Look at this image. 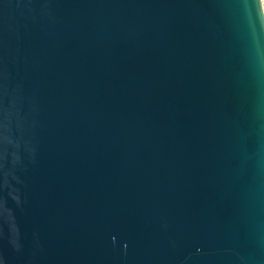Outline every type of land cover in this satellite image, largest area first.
Returning a JSON list of instances; mask_svg holds the SVG:
<instances>
[{
    "label": "water",
    "instance_id": "water-1",
    "mask_svg": "<svg viewBox=\"0 0 264 264\" xmlns=\"http://www.w3.org/2000/svg\"><path fill=\"white\" fill-rule=\"evenodd\" d=\"M0 264H264L261 0H0Z\"/></svg>",
    "mask_w": 264,
    "mask_h": 264
},
{
    "label": "built area",
    "instance_id": "built-area-1",
    "mask_svg": "<svg viewBox=\"0 0 264 264\" xmlns=\"http://www.w3.org/2000/svg\"><path fill=\"white\" fill-rule=\"evenodd\" d=\"M261 3H262V9H263V12H264V0H261Z\"/></svg>",
    "mask_w": 264,
    "mask_h": 264
}]
</instances>
